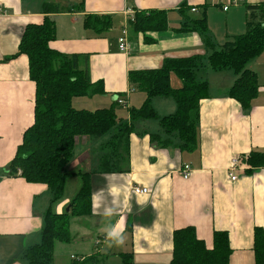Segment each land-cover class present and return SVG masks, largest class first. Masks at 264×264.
<instances>
[{
    "label": "crops",
    "instance_id": "obj_1",
    "mask_svg": "<svg viewBox=\"0 0 264 264\" xmlns=\"http://www.w3.org/2000/svg\"><path fill=\"white\" fill-rule=\"evenodd\" d=\"M236 2L244 4L245 9H222V4L236 5ZM263 2L0 0V264H27L24 251L40 243L43 219L49 208L50 191L46 185L30 184L19 176L8 175L25 131L34 124L36 86L30 80L29 60L25 55L5 61L18 52L25 27L43 23L47 16L45 5L60 8L59 13L48 14L56 24V38L50 47L67 55L87 56L90 79L103 82L106 93L90 100L98 96L104 104L100 109L115 108L118 119L129 121V110L139 109L146 100L143 92L130 86L131 71L158 69L168 58L195 55L207 58L208 51L198 34L178 31L184 20L180 11L183 5L197 7L199 10L194 14L205 9L208 19L214 14L221 18V13L209 9L211 5L219 6L225 14L226 28L220 42L225 43L246 32L249 15L246 5ZM135 11H164L168 29L148 33L146 36L153 42L146 43L143 35L130 30L129 20ZM86 16H110L112 27L97 34L84 27ZM208 28L212 32L209 23ZM124 31L128 36L127 52H121L118 43ZM211 34L214 42L221 45L219 36ZM250 69L256 73L260 87L247 111L228 97L235 76L208 70L209 97L200 102L198 146L193 152L181 151L180 140L162 133L157 120L136 124L129 136L125 172L92 175V216L71 218V242L56 243L52 264H74L93 255L101 258V264H123L124 255H129L132 264H170L173 233L186 227H193L209 249L213 246L214 231L228 232L233 250L230 264H255L254 229H264V167L248 175L245 173L248 166L241 159L251 151L264 152V52L250 64ZM181 85L179 79L172 77L174 88ZM89 104L81 101L78 110L88 109ZM119 106L125 107L123 118L118 114ZM152 106L159 117L177 110L173 99L157 98ZM154 136L164 146L153 142ZM94 147L92 141L80 138L68 171L96 172L99 158H95ZM233 159L239 160L235 181L229 175ZM184 165L192 169L187 180L182 177ZM77 179L80 180L79 176H73L68 182ZM80 186L81 180L80 185L78 181L73 183L72 193L65 192L53 211L66 212ZM134 188H145L149 193L136 194ZM107 208L113 210L111 216L104 215ZM106 225H115L121 231V245L105 239Z\"/></svg>",
    "mask_w": 264,
    "mask_h": 264
},
{
    "label": "trees",
    "instance_id": "obj_2",
    "mask_svg": "<svg viewBox=\"0 0 264 264\" xmlns=\"http://www.w3.org/2000/svg\"><path fill=\"white\" fill-rule=\"evenodd\" d=\"M183 5V22L178 29L183 33L198 34L208 51L207 58L195 55L188 58L165 59L162 66L153 70L131 71L130 86L146 95L144 104L129 110L130 120L118 119L115 108L76 110L75 98L105 95L103 82H93L87 67V56L67 55L53 50L50 43L56 38V24L48 14L59 13L60 8L45 5L47 15L42 24L25 27L18 52L5 61L25 55L29 60L30 80L36 86L34 124L24 135L11 161L10 176H19L30 184H43L50 191L49 208L43 219L41 241L28 247L23 254L27 264H52L56 243L71 242L70 220L75 217L92 216L93 174L124 173L129 155V136L136 124L157 120L162 131L176 136L183 152H193L198 146L199 106L209 97L208 70L230 72L235 80L228 91V97L240 104L245 111L251 109L259 92L258 77L250 64L264 52V2L255 6L246 5L249 12L246 32L234 36L221 45L214 42L208 28L207 13L199 14ZM199 10V9H197ZM129 26L135 35H143L146 43L153 42L146 35L164 32L168 20L164 11H135ZM84 27L101 34L112 27L110 16H86ZM172 77L182 83L172 86ZM173 99L177 110L174 114L159 117L152 102L154 99ZM118 102V100H117ZM110 135L103 144L104 152L98 160L96 172L71 173L68 167L74 159L75 147L80 138H102ZM154 136L153 142L164 146ZM248 166L246 174L264 167V152L251 151L242 157ZM79 176L81 186L71 200L69 211L58 214L53 207L63 199L68 180ZM229 234L214 231L213 246L207 248L197 237L193 227L175 230L173 233V255L170 264H230L232 255ZM253 253L255 264H264V229H254ZM123 264H132L129 255L123 256ZM74 264H101L97 255Z\"/></svg>",
    "mask_w": 264,
    "mask_h": 264
},
{
    "label": "rangeland",
    "instance_id": "obj_3",
    "mask_svg": "<svg viewBox=\"0 0 264 264\" xmlns=\"http://www.w3.org/2000/svg\"><path fill=\"white\" fill-rule=\"evenodd\" d=\"M236 3H237L236 5H234V4L230 5L229 4L228 5L229 8L236 9V7H242V8L245 9L244 4H242L240 2H236ZM216 4L218 5L217 2H216ZM217 5H211L209 7V9L212 8V9L216 10L217 13H221L222 14L221 18H218L217 14H214V16H210L209 19L207 17V23H209V26L211 27V31H212L211 33H213L214 35L216 34L217 36H219L218 40L220 42V38L222 36L224 38V34H225V31H226V28H225V19H224V15L225 14L221 11L222 9H220L219 6H217ZM208 20H210V22ZM232 38L231 39H227L226 41L232 40ZM222 40H224V39H222ZM222 43H224V42H222ZM206 56H208V54H206ZM209 71H211V70H209ZM81 101H89L90 104H89L88 109H86V110L93 111V110H95L97 108L98 109L104 108V104L101 102V98H99L98 96L95 97L93 100H90V97L85 98V99L84 98H81L80 100H77V101L75 100L73 102V107H75V109H77V110L80 109L81 106H82V105H80V102ZM124 109H125L124 106H119L118 109H117L119 116L122 117V118L124 117L123 116V113L125 111ZM124 121H127V119H124ZM151 121H154V120H151ZM162 133H163V131H162ZM108 137H110V135H106V136H104L102 138H85L87 141H92V144L95 145V147H94V152L96 154V157L95 158H100L101 159V157L103 155H106V153L104 152V148H102L103 145H100L98 143L100 141H103L104 143H106ZM76 181H78V183L80 185V180L79 179L73 180L72 182L71 181L68 182L67 187H66V192L67 193H72V191H73V183H76ZM78 190H79V187H78L77 191ZM76 192L74 194H76Z\"/></svg>",
    "mask_w": 264,
    "mask_h": 264
},
{
    "label": "built area",
    "instance_id": "obj_4",
    "mask_svg": "<svg viewBox=\"0 0 264 264\" xmlns=\"http://www.w3.org/2000/svg\"><path fill=\"white\" fill-rule=\"evenodd\" d=\"M219 3L222 4V0H217ZM222 9L224 11H228L229 9V6H225L222 4ZM198 10L196 8H193L192 9V13H197ZM127 32L124 31L123 32V36L119 39L118 43H119V49L121 52H127L128 51V47H127ZM118 103L121 104V105H125V103L121 100H118ZM238 166H239V160L238 159H233L232 162H231V166H230V179L232 181H235L237 179V177L235 176L234 172L238 169ZM182 177L184 179H189L190 176H191V173H192V169L190 167V165H184L182 170ZM133 192L136 193V194H148L149 193V190L148 189H145V188H134L133 189Z\"/></svg>",
    "mask_w": 264,
    "mask_h": 264
},
{
    "label": "clouds",
    "instance_id": "obj_5",
    "mask_svg": "<svg viewBox=\"0 0 264 264\" xmlns=\"http://www.w3.org/2000/svg\"><path fill=\"white\" fill-rule=\"evenodd\" d=\"M113 214V210L111 208H107L104 210L105 216H111ZM105 239L110 241L112 244L119 246L123 243V235L119 229L115 227V225H106L104 228Z\"/></svg>",
    "mask_w": 264,
    "mask_h": 264
},
{
    "label": "water",
    "instance_id": "obj_6",
    "mask_svg": "<svg viewBox=\"0 0 264 264\" xmlns=\"http://www.w3.org/2000/svg\"><path fill=\"white\" fill-rule=\"evenodd\" d=\"M117 99V98H116ZM69 211V208L67 209V212Z\"/></svg>",
    "mask_w": 264,
    "mask_h": 264
}]
</instances>
